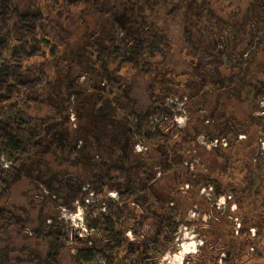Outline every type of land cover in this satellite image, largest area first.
Returning a JSON list of instances; mask_svg holds the SVG:
<instances>
[{
	"label": "trees",
	"instance_id": "16d2710c",
	"mask_svg": "<svg viewBox=\"0 0 264 264\" xmlns=\"http://www.w3.org/2000/svg\"><path fill=\"white\" fill-rule=\"evenodd\" d=\"M26 1L0 0V229L8 230L13 224L18 226L29 222L28 218L13 216L1 205L8 190L16 183L24 182L25 187L30 185L33 188L35 185L38 191L35 203L40 201L39 206H43L42 200L59 195L66 209L74 210L76 204L89 209L85 216L88 230H95L101 235V245L86 237L71 238L79 246L72 264H152L154 257L161 256L169 249L173 235L179 228L175 210L179 208L178 211H181L182 207L168 205L165 209V202L169 203L173 198L165 199L163 191L157 190L156 184L149 185L156 178V173H147L143 157L135 155L134 148L138 141L136 137H157L148 126L151 116L163 112V108L159 110L155 107V102H165L167 98L175 95L193 102L195 110L191 119H194L193 128H197L198 134L209 133L218 140L228 139L230 148L234 147L232 142H237L241 131L249 134L251 130L253 136L259 123L264 129V117L255 116V106L251 105L253 100L257 102L264 98V84L262 87H254L257 90L252 100L244 92L248 100L243 99L241 104L246 102V106L242 111L234 110L231 104L237 97L238 90L248 84L249 73L252 72L254 61L258 59V53L261 52L260 55L264 58L263 42L257 43L256 40L264 32V0H249L248 10H244V14L240 16L237 4L230 15V12H226L228 8L220 5L221 0H197V55L188 59L190 65L184 62L186 68L181 72L180 68L172 66V60H155L159 54L164 55L160 52L159 45L171 50L174 43L170 35L166 38L159 37L156 32L149 31V35L145 37L143 33L138 36L139 32L135 29L137 27L128 26L132 20L131 5L129 13L115 12L116 16L114 15V20H119L116 22L124 28L129 39H135L132 50L120 53L114 47V34L110 29L106 31L107 27L103 23L100 27L102 32L92 33L89 39L92 40L91 44H96L103 36L104 45L102 42L99 45L80 44L76 34L69 41L73 32L81 31V17L73 15H78L83 8L77 7L78 10L71 11L76 9L71 7L67 10L64 8L67 0H30L33 4L24 5ZM184 1H174L177 3L164 13L174 16L181 10L180 4ZM76 3L79 4L80 0ZM67 12L72 13V16ZM190 13L192 15L195 11ZM214 13L218 16V23H221L216 27ZM105 17L108 15L105 14ZM225 23L229 25L226 29L222 28ZM161 26L162 30H169L168 26ZM139 28L142 31L146 29L145 26ZM182 29L184 31L183 27ZM217 29L220 34L213 33ZM97 34L101 37L95 38ZM57 45L64 47L62 60L56 57ZM87 46L92 48L88 53L93 58L85 57ZM47 47H50L49 54ZM254 47L258 48L257 52L253 51ZM248 54L251 56V63L244 68ZM174 55L176 52L172 53L173 58ZM59 60L62 61L61 66ZM158 64L164 65L159 67ZM130 72L145 81L146 78H151L160 88L158 92L151 93L155 102L145 113L135 109L132 82L126 80ZM84 78L88 82L82 83ZM97 78L102 83L105 81L103 87L101 84L92 85ZM147 82L150 83L148 80ZM182 82L185 87L188 86V95L176 90ZM106 84H120L113 101L118 108L125 106L121 100L131 105L129 113L133 111L132 116L128 115L129 119L125 118V122H118L113 118L116 110L111 101H107V107L98 109V99L99 96L102 98ZM112 93L114 92L111 91L110 94ZM241 96L243 98V92L239 94ZM32 102L37 106L49 104L55 110V115L35 121L33 128L27 113ZM198 102H204V112L197 109ZM223 107L229 116L226 121L219 117ZM240 112L241 115L244 113L243 120L242 123H237ZM205 123L207 126H203ZM158 132L161 135V131ZM230 148H221L224 157L229 154ZM48 156H52V159L47 161L45 157ZM162 156L164 160L159 159V165L164 162L162 166L166 170L170 163L165 162L168 156L164 152ZM5 159L10 163L8 168L2 162ZM214 160L224 161L218 155H215L212 162ZM225 163L227 167V162ZM260 166L264 169V164ZM218 171L222 170L212 166V173L207 176L206 181H212L216 194L223 195L220 188L224 186L228 189L232 186L228 183L222 184L220 175L218 178L213 176ZM235 171L240 174L246 172L247 168L235 167ZM226 175L227 180L234 178L229 173ZM258 179L264 183V170ZM246 188L241 183L238 189L233 190L235 203L244 205L248 200V196H239L246 195L243 193ZM142 192L145 202L148 201L149 194L153 198L154 203L148 210L154 214L152 228L156 229L155 234H147L144 239L133 242L125 237L129 228L128 219H134L136 210L131 200L139 198ZM105 193H117L121 200L119 202L125 204L120 206L116 200L105 197L104 201L108 205L102 202L98 209L106 207V210H98V216L93 217L94 211L86 204L87 197L93 194L100 198ZM261 193L259 190L258 195ZM258 208L255 202L248 210L258 211ZM8 213L11 219L6 218ZM215 220L212 223L213 232L222 222L218 218ZM47 221L52 223L47 224ZM37 223L33 230L35 239L47 246V254L41 264H62L67 251L65 241L70 240V236L65 233V226L56 217H46L44 221L38 218ZM225 225L226 222L223 226ZM143 227L144 224H141L138 228ZM218 233L217 237V234L211 237L210 232H207L211 238L205 243V249L203 248L205 262L210 261L208 254L214 250L215 245L216 249L227 252L232 264H242L241 259H235L234 248L241 245L244 252L242 238L235 237L232 231ZM259 257L251 264H264V253Z\"/></svg>",
	"mask_w": 264,
	"mask_h": 264
},
{
	"label": "rangeland",
	"instance_id": "374dc122",
	"mask_svg": "<svg viewBox=\"0 0 264 264\" xmlns=\"http://www.w3.org/2000/svg\"><path fill=\"white\" fill-rule=\"evenodd\" d=\"M76 1L78 0H67L64 6L67 10L71 7L76 8L71 11L78 10L77 7L83 8L78 15H73L81 17L79 21V28L81 31L76 33L73 32L70 35L69 41H72L76 34L79 36L78 39L81 41L80 44L89 43L90 45L92 40L89 38L92 37V33L96 34V32H102L100 31V27L103 23L107 27L106 31L110 29V32L114 34V47L119 50L120 53L132 50L135 45V39H129L126 32L123 30L124 28L116 22L119 20H114L115 12L129 13L131 5V7L133 6L131 13L132 20L128 23V26H131V28L137 27L135 29L139 32L138 36L143 33L145 37L147 34L149 35V31H153L156 32L159 37L165 36L166 38V36L170 35L173 40L174 44L171 50L165 48L164 45H159L160 52H163L164 55L159 54V56H156L155 60L164 62L172 60V66L177 69L180 68L179 71L181 72L182 69L186 68L185 63L190 65L189 58H195L197 55V26H199L197 25V0H189V2L185 0L180 4L181 10H178L174 16L167 15L164 12L171 9L172 6L177 3L174 2L176 0H80L79 4L76 3ZM221 1L220 5L222 8H228L226 12H230V15L232 14L231 12L235 10V4L239 7V16L244 14V10H248L249 0ZM127 2L129 4H127ZM28 4L33 3L27 0L24 5ZM191 11H195V13L191 15ZM236 12L238 11L236 10ZM67 13L72 16V13ZM105 14L108 15V17H105ZM223 14L226 13L224 12ZM213 15L215 17L214 26L221 25V23H218V16L215 13ZM111 22H113V24ZM161 25L168 26L169 30H162ZM143 26H145V31H147V33L142 31V28H139ZM228 26L229 25L225 23V27L222 26V28L226 29ZM218 30L219 29L213 31V33L219 32L220 34V30ZM86 32L87 34L89 33L90 36L87 35ZM190 34L193 36H190ZM205 35L203 38H205ZM99 37L101 36L98 34L95 36V38ZM88 39L90 42L87 41ZM256 40L257 43L259 41L263 42L262 45L264 46V32H261L259 38H256ZM103 41L104 37L102 36L99 41H97L98 45L100 42L104 45ZM97 43L91 45H97ZM49 48L50 47H47L46 49L47 54H49ZM257 49L258 48L254 47L253 51L256 50L255 52H257ZM55 50L58 53L56 57L62 60L64 47L57 45ZM91 51L92 48L87 46V52L84 54L86 58H93V56L88 53ZM175 52L176 55H174L173 58L172 53L175 54ZM258 54V61H254L252 72L249 73L248 84H246L245 88L238 90L237 97L231 101L236 111L237 109L238 111H242V108L246 106V102L243 104L241 103L244 101L243 99L248 100L246 98L247 95L250 96L251 100L253 99L255 91L257 90L254 88L255 86L262 87L264 84V58L260 55L261 52ZM48 58L51 59V56H48ZM250 63L251 56L248 54L246 55L243 67L246 68V66H250ZM61 65L62 61L60 62L59 60V66ZM163 65L164 64L159 65V67ZM127 78L126 80H128V82H132L131 91L133 98L136 100V111L138 110L143 113L147 112L155 102L151 93L154 91L158 92L160 89L159 86L155 84L151 78H146L145 81L144 79L138 78V75L133 76L132 72L127 75ZM194 78L195 77H193L192 80H194ZM147 80L150 81V83L147 82ZM85 82H88V80L84 78L82 83ZM103 83L100 78H97L92 82V85L95 84L97 86L101 84V87H103ZM120 87V84L113 86L106 84L102 98L100 99L99 96L98 99V109L107 107L109 105L107 101H111L116 110L115 117L113 118L118 122H125V118L127 119L128 115L132 116L131 113H133V111L129 113V107L131 108V105L129 106L125 100H121L125 106H121L120 108L113 102L115 101L114 95L118 93V88ZM187 87H185L182 82L181 85L176 87V90L188 95ZM151 88L153 90H151ZM111 91L114 93L110 94ZM242 92L243 98L242 96L239 97V94ZM244 92H246L247 95ZM178 96L179 95L169 97L165 102H160L159 100L155 102V107L159 110L163 108V112L151 116L148 120V126L157 137H150L149 139H140L136 137L138 141L134 148L135 155L143 157L144 162H146V165L144 164L147 168L145 171H147V173H156V178L150 181L149 185L156 184L157 190L163 191L165 199L173 198V200L169 202L170 204L165 202V209L168 208V205L182 207L181 211H178L179 208L175 210L179 228L173 235L174 239L171 240L169 249L161 256L154 257L151 263L232 264L231 257L229 258L230 261H228L227 252L223 249H216L215 245L213 246L214 250L210 252L211 254H208L210 261L205 262V252L203 250V248L205 249V243L211 237H214L215 234H217L215 236L217 237L219 234L218 232L224 231L228 233L232 231L235 237H241L243 244H245V247L243 245L244 252H242L241 245L234 247L236 250L235 259H241V262H243L242 264H251L254 259L260 258V254L264 253V183L258 179L259 175L264 170L263 167L260 166V164H264L263 126L259 123V128H257L256 134L253 136H251V130H249V134H243L241 131L240 135L237 136V142H232L234 147L230 148L231 143L228 139L218 140L217 137H213L209 133L207 135L198 134L197 128H193L194 119H191V116H193L192 112L195 110L193 102L186 98L181 99L180 96ZM251 105L255 106L257 112L255 116L264 117V98L258 99L257 102L253 100V104ZM197 109L204 112L205 110L203 109H206L204 108V102H198ZM27 113L31 119L29 122L31 125H29L35 128V121L39 122L41 119L51 118V116L55 115V110L51 108L49 104L47 105L45 103L43 106H37L35 102H32ZM243 116L244 113L241 115L240 112L236 122L240 123L243 120ZM219 117L224 121H226V117H229L224 107L223 111L219 112ZM75 119L73 115V120ZM206 119L212 120L211 118ZM230 119L233 120V117H230ZM133 122H135V119ZM207 123L203 126H207ZM212 123L213 122H211V124ZM158 131H161V135ZM36 133L37 132H35V134ZM79 145L82 144L80 143ZM221 148H230L228 149L229 154L224 157ZM163 152L168 156L165 162L170 163V167L166 170L162 166L164 162H160L161 166L159 165V159L160 161L162 159L164 160L162 156ZM215 155H218L224 161L214 160L213 162H216L213 165L212 160L215 158ZM49 158L52 159V156L45 157L47 161ZM2 162L5 168L10 166V163L6 159L2 160ZM225 162H227V167ZM212 166L222 170L221 172L218 171L213 173V176L218 178V175H220L222 184L228 183L232 186L228 189H225L224 186L220 188V190L224 192L223 195H217L214 183H212V181H206L207 176L212 173ZM235 167H245L247 171L239 174V172L235 171ZM226 173H229L231 177L233 175L234 178H229L227 180L228 177ZM241 183L247 187L243 192L246 195H239L240 197L248 196V200L245 201L244 205L235 203L236 198L233 193V190L235 188L238 189ZM216 186L219 185L216 184ZM259 190L262 192L260 196L258 195ZM37 192L35 185L32 188L30 185L25 187L24 182L23 184L16 183L8 190L7 194L2 199L1 205H4L6 210L10 211L13 216L28 218L29 222L25 225L21 224L18 226L13 224L8 230L0 229V264L42 263L47 254V246L44 243L38 242L33 233L35 225L41 222L38 221L37 223L38 218L44 221L46 217H56L57 221L65 226V233L70 236V240L65 241L67 251L64 253L62 264H72L79 248L78 244L72 240L78 236L86 237V239L89 238L95 241L97 245H101V235L95 232V230H88L89 227L85 216L86 213H89V209L87 210V208L78 204L74 206V210L66 209L62 205V198L59 195L42 200L41 204H43V206H39L40 201L37 204L35 203V195ZM108 196L116 200L117 204L120 206L125 204L119 202L121 200L117 193H105L100 198H98L97 195L94 197L93 194H90L87 197L86 204L90 206V210L94 211L93 217L98 216V210H106V207L98 209V205L104 202L107 206L108 203L104 200L105 197ZM143 196L144 193L142 192L139 198L131 200V202H133L132 206H134L136 210L133 214L134 219L132 217L128 219L129 228L126 231L125 237L133 242L144 239L147 234H155L156 228H152L155 222L153 221L154 214L150 213L148 210V207L151 206L154 201L150 194L147 197V202L143 200ZM255 202L257 203V208H260H258V211H249V207ZM6 218L11 219V215L8 213ZM215 218H218V220L222 222L215 227L213 232L212 223ZM223 218L224 220H222ZM215 222L218 221L215 220ZM225 222L227 228L223 226ZM51 223V221H47V224ZM141 224H144V227L139 229L138 227ZM208 231L211 237L207 234ZM223 243L224 241L222 244ZM232 261H234V259H232Z\"/></svg>",
	"mask_w": 264,
	"mask_h": 264
}]
</instances>
